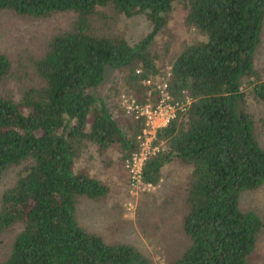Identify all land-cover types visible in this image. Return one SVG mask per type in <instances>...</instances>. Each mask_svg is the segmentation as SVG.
<instances>
[{
  "label": "trees",
  "instance_id": "16d2710c",
  "mask_svg": "<svg viewBox=\"0 0 264 264\" xmlns=\"http://www.w3.org/2000/svg\"><path fill=\"white\" fill-rule=\"evenodd\" d=\"M174 4L185 6L186 23L204 39L170 62V92L188 102L155 129L157 148L144 158L140 179L155 183L172 161L188 168L181 216L188 242L174 264H246L264 225L239 201L264 182V148L247 109L248 97L264 103V78L254 66L264 0H0V8L22 15L73 14L34 60L41 83L17 98L0 90V172L25 161L0 194V231L18 224L0 264H152L133 245L106 242L78 222L77 198H100L108 185L76 162L87 141L116 143L122 156L138 148L143 117L110 109L95 89L113 67L126 70L134 102L146 100L141 79L156 70L147 47ZM135 13L150 29L134 43L93 25L95 17L108 24ZM8 68L0 52V79Z\"/></svg>",
  "mask_w": 264,
  "mask_h": 264
},
{
  "label": "rangeland",
  "instance_id": "374dc122",
  "mask_svg": "<svg viewBox=\"0 0 264 264\" xmlns=\"http://www.w3.org/2000/svg\"><path fill=\"white\" fill-rule=\"evenodd\" d=\"M107 11L105 10L104 13ZM186 8L174 4L161 29L153 36L147 47L148 56L155 71H149L141 82L148 85L145 101L154 104L157 100V86L167 83L171 60L185 44L204 39V35L185 21ZM73 17L70 11H56L42 16L22 15L9 8H0V52L7 56L9 68L0 79V90L17 98L27 85L41 83L34 69V60L40 56L49 37L68 27ZM95 17L98 31L121 35L129 43L137 42L147 34L150 24L142 13L130 16H115L105 24ZM97 31V30H96ZM254 66L264 78V18L261 26V40L255 51ZM141 69L140 63L135 71ZM126 71V70H125ZM124 70L107 67L102 82L96 87L97 96L106 101L110 109L125 111V105L134 99L131 88L124 81ZM145 78V77H144ZM171 93V92H170ZM174 100L183 103V97ZM184 99H187L185 96ZM247 109L252 115L254 132L264 148V103L248 97ZM143 121L140 129L143 127ZM139 134V136H138ZM135 135L145 155L157 146L152 140L144 142L141 131ZM129 155V154H128ZM119 145L112 143L104 148L87 141L76 164L85 167L94 177L108 185L106 195L92 199L79 196L76 201L78 222L89 231L98 233L106 242H124L133 245L147 256L152 264H174V259L187 245V237L181 227V216L185 210V186L188 168L177 162L164 164L154 184H147L132 178L124 164ZM25 161L11 164L0 172V194L10 186L23 168ZM242 208L255 210L264 221V182L257 188L244 191L240 197ZM18 228L12 223L0 231V260L6 255L9 244ZM246 264H264V225L259 232Z\"/></svg>",
  "mask_w": 264,
  "mask_h": 264
},
{
  "label": "built area",
  "instance_id": "2783aa9c",
  "mask_svg": "<svg viewBox=\"0 0 264 264\" xmlns=\"http://www.w3.org/2000/svg\"><path fill=\"white\" fill-rule=\"evenodd\" d=\"M157 88L158 95L157 100L154 104H151L149 101H144L142 103L134 102L133 99H130V102L125 105V111L127 113H132L135 117H143L144 125L141 129V135L143 139H145L144 142L152 140L154 137L155 129L159 126L164 125L171 117L174 116L177 108H182L184 104L188 102V98L184 101V104L178 103V101L174 100L171 93L167 89L166 82L161 83L157 86ZM142 153V149H140L139 151L133 150L129 153V155H126L128 157H125L124 159V164L131 172L132 178L137 181H142L140 179L141 165L144 158L147 156Z\"/></svg>",
  "mask_w": 264,
  "mask_h": 264
}]
</instances>
